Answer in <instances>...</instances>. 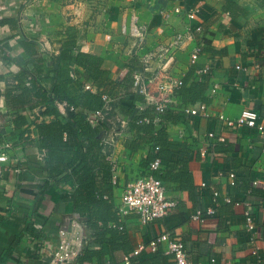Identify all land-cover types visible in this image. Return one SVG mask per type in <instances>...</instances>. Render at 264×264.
Masks as SVG:
<instances>
[{
    "label": "crops",
    "instance_id": "1",
    "mask_svg": "<svg viewBox=\"0 0 264 264\" xmlns=\"http://www.w3.org/2000/svg\"><path fill=\"white\" fill-rule=\"evenodd\" d=\"M7 18L15 25L2 22ZM199 25L205 28L208 45L196 32ZM134 26L145 32L142 41L131 34ZM68 33L75 35L78 49L103 58V68L113 79L132 64L144 68V54L175 34L187 35L173 61L167 63L161 55L151 60L147 71H136H141L153 98L169 96V105L178 111L183 101L171 93L172 82L187 79L191 86L205 80L206 101L194 105L206 103V111L185 115L181 110V117L167 129L172 140L185 144L188 174L178 178L184 169L179 147L170 148L155 171L175 205L167 216L151 222L132 212L122 216L130 252L144 245L136 262L174 264L167 241L157 250L149 246L157 235L169 232L184 242L191 264H209L212 258L219 264H264V134L257 127L228 126L220 118V114L237 118L251 108L264 125V0H0V145L12 143L0 178V264H53L52 253L64 230L73 248L82 250L84 215L75 213L72 198L77 184L74 179L48 176L40 146L38 124L55 117L44 113L47 107L42 102L19 108L7 99L9 90L16 93L23 63L31 70L33 59L42 57L48 72ZM197 47L201 50L192 63ZM205 67L209 70L201 72ZM152 74H158L154 81ZM214 85L216 92L210 90ZM103 136L108 158L113 153L109 159L115 165L117 208L126 184L147 168V148L131 153L126 143L133 135L119 133L116 124ZM219 136L225 140L219 141ZM209 207H215L216 214L201 221L192 217ZM247 211L254 217L253 229L248 227ZM91 247L98 253L89 264H122L127 254L109 244Z\"/></svg>",
    "mask_w": 264,
    "mask_h": 264
},
{
    "label": "trees",
    "instance_id": "2",
    "mask_svg": "<svg viewBox=\"0 0 264 264\" xmlns=\"http://www.w3.org/2000/svg\"><path fill=\"white\" fill-rule=\"evenodd\" d=\"M14 21L10 18L2 20L11 26L15 25ZM203 41L207 45L210 43L207 38ZM23 44L26 49H32L30 43ZM44 62L42 57L33 59L34 68L31 70L27 68V62H21L24 65L17 77L16 93L9 90L7 99L19 108L42 102L47 107L44 113L55 117L49 123H39L38 132L40 146L46 153L48 176L74 179L77 184L72 198L75 213L84 215L81 219L84 233L82 250L71 264L91 263L98 253L91 247L93 244H109L115 250L123 249L130 254L126 225L115 205L117 181L113 163L103 147V135L114 124L117 130L129 131L133 136L126 145L131 153L140 147L147 148L144 168L156 157L166 159L164 154L170 148H181L184 169L178 178L183 180L188 174L185 144L172 140L167 131L168 124L178 120L183 112L176 110L174 104L158 111L157 102L164 95H155L151 99L134 85V74L137 69H143L142 66L137 68L132 64L118 79L110 77L108 70L103 68V58L78 49L74 34L68 33L62 40L60 51L52 60V68L46 73L42 67ZM204 81L187 86V79L182 80L171 93L181 98L183 105L206 101ZM86 82L95 90L86 88ZM64 101L69 105H63ZM138 102L145 106L139 107ZM98 111L103 113V118L93 124L88 118L89 113ZM156 115L160 117L159 128L153 122ZM123 118L125 124L120 122ZM19 120L21 124L25 122L23 116ZM112 222L114 224H110Z\"/></svg>",
    "mask_w": 264,
    "mask_h": 264
},
{
    "label": "built area",
    "instance_id": "3",
    "mask_svg": "<svg viewBox=\"0 0 264 264\" xmlns=\"http://www.w3.org/2000/svg\"><path fill=\"white\" fill-rule=\"evenodd\" d=\"M176 11H180V8L177 7ZM190 17H194V12H191ZM123 31H127L126 24H123ZM196 32L200 35V39L205 38L206 31L203 25H199L196 28ZM131 34L142 41L144 39L145 32L141 30L138 26H134ZM187 35L182 33L175 34L170 40L159 44L155 50H151L148 53L144 54L142 59L144 68L142 72H145L149 69V65L151 60L155 57L161 58V55L164 56L166 62H171L175 58L176 52L182 47ZM200 47L191 54V62L195 63L199 56ZM209 67H205L201 72H207ZM141 72V71H139ZM135 72L134 74V85L140 88V91L143 92L146 96L153 99V97L148 93L145 87L144 79L141 73ZM158 77V74H152L150 81H154ZM182 83V79H177L172 82V88L180 85ZM85 87L88 89L95 90V87L90 83H85ZM162 86H160V89ZM212 92L217 91V85H214L210 88ZM107 99V96H104ZM170 98L169 96H164V98L157 102V110L161 111L166 106L169 105ZM63 105L68 106V102L64 101ZM71 109H75L74 106L70 105ZM207 109V104L202 103L199 107L191 104V105H183L182 111L185 115H195L201 112H205ZM89 120L91 123L96 124L99 119L103 118V113L98 112H90ZM220 118L222 121L228 126L234 125H248L251 127H257L259 131L264 134V125L260 124L257 120L259 119V114L257 111L251 108H245L239 117L230 118L225 116L224 114H220ZM149 121L148 118L145 119ZM125 119H121V123L125 124ZM160 117L156 115L154 121L157 125H159ZM124 128L118 130L119 133H122ZM210 138H214V134H209ZM219 141H224L225 138L223 136H219L217 138ZM12 148L11 142H5L0 145V178L3 176L5 171V166L3 163V158L9 153ZM113 155V153H112ZM109 155V158L112 157ZM161 158L156 157L152 160L147 168L143 170V173H139L134 176L125 186L124 194L121 200V203L118 205L117 209L120 214L126 215L130 212L136 213L143 221L151 222L152 220L163 218L167 216L171 210V208L175 205V201L171 200L168 196V189L163 180L158 178L155 175V171H158L161 168ZM115 169V165L113 166ZM230 177L235 182L236 174L234 172L230 173ZM217 194V192H215ZM227 201H231L230 198H227ZM217 209L215 207H209L205 212L197 211L193 214V218L201 221L208 215L216 214ZM248 227L253 229L255 227V220L250 211L245 213ZM168 242L167 252L172 254L174 257V264H191L188 258V253L185 248V244L182 240L172 237L169 232L162 233L157 235L154 239L149 242V246L153 250H157L158 245L162 242ZM144 245L139 246L130 254H126L123 258L122 264H135L136 257L143 250ZM79 255L77 249L73 248L71 241L68 236V231L61 232V239L58 247L52 253L51 261L53 264H67L74 260ZM209 264H219L216 258H212Z\"/></svg>",
    "mask_w": 264,
    "mask_h": 264
}]
</instances>
